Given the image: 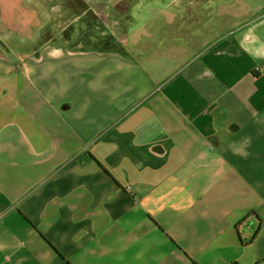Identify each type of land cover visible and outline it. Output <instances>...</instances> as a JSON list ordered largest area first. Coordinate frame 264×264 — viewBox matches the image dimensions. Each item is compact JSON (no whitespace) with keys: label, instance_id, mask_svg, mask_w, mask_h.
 <instances>
[{"label":"crops","instance_id":"obj_1","mask_svg":"<svg viewBox=\"0 0 264 264\" xmlns=\"http://www.w3.org/2000/svg\"><path fill=\"white\" fill-rule=\"evenodd\" d=\"M185 2L147 0L183 32L150 56L27 65L37 96L0 131V264H264V21L220 34L217 0Z\"/></svg>","mask_w":264,"mask_h":264},{"label":"flooded vegetation","instance_id":"obj_2","mask_svg":"<svg viewBox=\"0 0 264 264\" xmlns=\"http://www.w3.org/2000/svg\"><path fill=\"white\" fill-rule=\"evenodd\" d=\"M141 1L146 0H11L13 4L19 2L15 9L7 2H0V103L2 98L16 92L17 86L21 87L22 102L36 98V89L27 86H34L35 80L30 79L25 71L27 65L38 63L42 52L50 47L67 52L98 51L123 57L150 56L160 43L152 36L134 45L132 36L137 26L145 25L151 34L155 35L156 30L162 37L172 33L183 34L179 32L180 26L164 29L160 20L148 17L147 10L142 15ZM185 1L180 6L188 5L185 10L189 11V15L194 11L195 15L197 9L193 7L201 0ZM261 15L243 28L250 29L259 20L264 21V13ZM232 22L234 19L223 17L214 30L223 34ZM88 79V75H82L81 81ZM27 88L30 93H27ZM125 101L133 103L129 98ZM69 105L66 102L61 106L65 108Z\"/></svg>","mask_w":264,"mask_h":264},{"label":"rangeland","instance_id":"obj_3","mask_svg":"<svg viewBox=\"0 0 264 264\" xmlns=\"http://www.w3.org/2000/svg\"><path fill=\"white\" fill-rule=\"evenodd\" d=\"M13 2L15 0H12ZM0 2H7L10 7L15 9V6L17 4H13L11 0H0ZM259 3H262L264 5V0H231L229 2H220L216 8V14H215V21L219 22L218 24L221 23L222 18L227 16L232 19H235L234 22L229 24V26H239L245 22V20L253 19L256 18L257 16L261 15L264 13V9H257V5ZM262 7V6H260ZM149 10V9H147ZM157 10V8H152L149 10V12H153ZM163 17L167 18L168 11L163 10ZM170 20V18H167V22ZM16 19H14L13 22H15ZM166 22V21H165ZM145 26V25H144ZM144 26H137V29H134V34L132 36V42L134 45H138L140 42H142L145 38L147 37H152V34L150 33L151 31L148 29V27ZM155 35H156V30H155ZM180 50H183V48H179ZM156 48L154 49V51ZM178 57L177 52H173L172 54H161L157 57L155 61V69L157 73H160L162 76L170 74V70L168 69V61L171 59H176ZM174 63L175 61H171V67L174 69ZM177 62L175 65L180 64ZM81 85V84H80ZM29 88H35V86L28 84L27 85ZM2 89V87H1ZM31 89V88H30ZM20 90L21 87L17 86L16 92H12L10 95L2 98L3 102L0 103V131L3 129L4 130V122L7 121L10 123V120L12 117L20 114L23 111V104L21 97H20ZM27 93H30L28 88L26 89ZM34 90V89H32ZM1 100V101H2ZM39 107V103L34 102L31 104V111H34V113H37ZM10 129V128H8ZM2 130V131H3ZM3 139H5V136H3ZM7 140H0V159L2 157H8V152H5V145H6ZM11 154V153H10ZM9 158V157H8ZM10 158H12V155H10Z\"/></svg>","mask_w":264,"mask_h":264},{"label":"water","instance_id":"obj_4","mask_svg":"<svg viewBox=\"0 0 264 264\" xmlns=\"http://www.w3.org/2000/svg\"><path fill=\"white\" fill-rule=\"evenodd\" d=\"M228 0H217L216 3H224V2H227ZM145 4H147V0L146 1H141L140 2V10H141V13L143 15V12L144 10H147L148 8L145 7ZM143 5V6H142ZM205 14V20L208 18L209 21H212L214 18H213V15H214V10L212 8H206V11L204 12ZM246 21V20H245ZM203 25V24H202ZM214 26V25H213ZM188 26H184V29H186ZM208 32H211V29H209Z\"/></svg>","mask_w":264,"mask_h":264}]
</instances>
